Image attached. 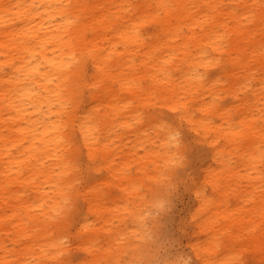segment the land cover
<instances>
[{
	"label": "bare ground",
	"instance_id": "bare-ground-1",
	"mask_svg": "<svg viewBox=\"0 0 264 264\" xmlns=\"http://www.w3.org/2000/svg\"><path fill=\"white\" fill-rule=\"evenodd\" d=\"M258 27L264 32V0H0V264H131L122 263L128 247L112 245L113 229L101 245L90 215L109 219L107 210H120L107 204L103 183L117 179L143 204L145 177H165L180 142L170 122L148 113L158 105L191 124L212 153L195 188L199 264L241 258L234 246L223 251L228 229L230 245L251 233L247 242L264 264V171L251 170L264 159L263 124L254 117L264 96ZM129 131L152 142L154 169L140 161L134 172L128 157L115 160L111 143ZM84 150L103 160L94 170L110 174L82 188L75 155ZM225 153H239L250 171L241 176ZM243 178L254 187L236 196L250 194L251 208L230 203L228 188ZM77 199L86 215L73 228L69 204ZM75 243L87 253L80 261L70 255Z\"/></svg>",
	"mask_w": 264,
	"mask_h": 264
},
{
	"label": "rangeland",
	"instance_id": "rangeland-1",
	"mask_svg": "<svg viewBox=\"0 0 264 264\" xmlns=\"http://www.w3.org/2000/svg\"><path fill=\"white\" fill-rule=\"evenodd\" d=\"M246 1L252 2L253 0ZM226 5L227 3H224V7ZM249 24V27L254 28L255 23L253 21ZM256 30L260 37L262 33L264 35L261 27ZM222 69L223 65H219L214 70L220 73ZM91 73L92 67L89 68V79H91ZM259 85L262 84L260 83ZM249 91L251 95L252 90ZM85 92L89 93V90L85 89ZM251 97L253 96L251 95ZM261 98V100L260 98L255 99L256 107L258 108L254 111V117L258 118L257 124H263L261 130H259L264 131V96ZM87 99L88 95H85V100L87 101ZM223 102L232 103L234 98H228ZM193 111L197 112L195 109ZM148 113L155 114L161 119L170 122L175 131V136L179 137L180 146L177 149V153H175L174 161H171V166L168 168L164 178L160 176L159 179L151 180L149 177H145L144 184L141 186V193L146 194L147 201L143 204L140 199L127 193L126 190L118 185L119 181L117 179H114L115 184L113 185L103 183L107 204H111L112 207L119 205L120 210H107L109 219H98L94 215H90V219L96 222L98 226H101V232L104 236L101 244L103 247L110 244L109 235L112 232H109V229L114 230L111 236L112 245L128 247V252L124 256L122 263L129 261L131 264H145L165 259L170 261L171 264H185V262L187 264H199L200 260L196 255L193 243L199 236L203 237L204 235L201 233L199 225L201 216L198 215L197 220L192 217L198 208L195 188L197 185H201L205 179L204 167L208 162L212 161V153H209V147L204 143L206 140L202 138L201 134L196 132L191 124L181 119L177 112L158 105L150 107ZM236 117L239 119L238 115ZM259 117L263 119L260 120ZM242 128L244 126L240 123L237 129ZM259 130L257 131L260 132ZM119 131H122V129ZM150 132L155 135L153 131L150 130ZM155 139L156 144L153 145L161 148V141L158 136ZM238 139L240 140L241 137H238ZM221 141L224 142L225 139H221ZM111 144L118 148V153H115V160L119 164H122L123 160L128 157L132 161V170L134 172L137 171L140 161H146L149 169L155 168L156 164L149 160V153H147L152 145L150 140L141 141L132 131H129L123 132L121 137L115 136ZM259 147L264 153V140L259 142ZM225 155L231 157L241 176L250 171L251 168L249 166L243 165L239 153H225ZM75 158L79 165V174L81 176L79 183L82 188L102 181L110 174V171L103 167L99 170H94L96 165L103 166V160L101 158L92 159L85 150L77 153ZM135 158H138L136 163ZM251 170L255 176L261 175V171H264V159L257 162L256 169ZM263 178L264 174L259 177V179ZM260 184H262V181L257 182V185ZM206 187L210 193L211 186L207 184ZM251 187L253 188L254 185L244 178L242 183L232 182L228 188L231 205L237 203L242 208L253 207L255 205L254 200L245 199L250 197V194L246 193L243 197L236 196L237 188L250 189ZM257 188L259 191L260 187ZM125 205H128L129 209H124ZM69 208L71 210L69 214L76 218V223L73 226V228H76L80 219L86 215V201L77 199L69 204ZM130 208L139 212L140 217H135L129 211ZM253 218L259 219L257 212H255ZM235 229L236 227L232 230L234 231ZM228 233L229 229L221 235L224 243L223 251L226 252L227 248L234 246L233 250L241 256L239 259H234V263L258 264L260 253L257 252L252 243L249 244L247 242L251 233L241 231V240L231 245ZM135 251H137V256L132 259L131 254ZM70 255L75 258V261H80L87 253L83 249L78 248L75 243L73 253H70Z\"/></svg>",
	"mask_w": 264,
	"mask_h": 264
},
{
	"label": "snow or ice",
	"instance_id": "snow-or-ice-1",
	"mask_svg": "<svg viewBox=\"0 0 264 264\" xmlns=\"http://www.w3.org/2000/svg\"><path fill=\"white\" fill-rule=\"evenodd\" d=\"M174 136H175V134H174ZM175 139L179 140V137L175 136ZM151 264H171V262L163 259V260L152 261ZM185 264H187V262H185Z\"/></svg>",
	"mask_w": 264,
	"mask_h": 264
}]
</instances>
